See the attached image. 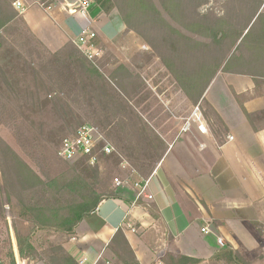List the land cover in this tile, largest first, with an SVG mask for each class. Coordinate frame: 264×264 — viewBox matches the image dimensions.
I'll list each match as a JSON object with an SVG mask.
<instances>
[{
  "label": "trees",
  "instance_id": "obj_1",
  "mask_svg": "<svg viewBox=\"0 0 264 264\" xmlns=\"http://www.w3.org/2000/svg\"><path fill=\"white\" fill-rule=\"evenodd\" d=\"M207 2L90 0L89 11L92 17L118 12L123 25L144 40L168 69L179 89L195 105L205 101V92L219 72L249 76L257 85H262L264 92V0H227L224 14L220 16L213 11L200 13L199 8ZM19 13L13 0H0V127L4 121L2 116L7 115V107L12 106L19 108L28 124L46 140L51 123L61 117L63 100L59 96L49 97L47 82L35 62L15 50L7 54L10 48L14 49L11 36L18 24L32 40H40ZM71 45L70 42L65 44L54 54L68 53ZM10 56L16 61L9 60ZM79 61L90 84L104 80L86 56ZM211 108L226 130L216 110ZM246 114L251 120V115ZM141 131L140 141L144 135L149 138L146 127ZM165 152L159 154L155 162L135 164L143 182L153 174ZM0 163L15 222L22 220L29 227L27 234L17 228L20 255L45 264H78L64 244L74 236L83 218L95 211L103 200L116 197V191L98 192L93 181L77 172L44 180L1 133ZM87 169L90 177H98V168L89 166ZM137 204L153 217H161L152 200L141 196ZM42 229L55 230L65 240L48 241L38 248L32 238ZM109 248L120 264H139L122 229L115 233ZM10 256H13L12 252ZM160 259L165 264H249L231 246L222 248L210 262L170 251ZM0 264H4L1 257Z\"/></svg>",
  "mask_w": 264,
  "mask_h": 264
},
{
  "label": "crops",
  "instance_id": "obj_2",
  "mask_svg": "<svg viewBox=\"0 0 264 264\" xmlns=\"http://www.w3.org/2000/svg\"><path fill=\"white\" fill-rule=\"evenodd\" d=\"M62 9L54 12L28 5L23 12L29 27L50 49L76 39L86 28L104 35L100 27L103 14L92 17ZM205 99L227 129L215 135L200 108L186 118L146 180L142 195L158 206L161 217H153L137 204V189H116L117 196L103 200L86 215L64 244L77 262L86 258L84 264H120L109 248L119 229L124 231L139 264H165L160 257L167 251L210 262L226 246L248 262L262 255L263 87L249 76L219 75ZM199 113L196 124L194 117ZM187 121L190 126L184 130ZM200 123L206 132L199 129ZM203 227L209 232H203ZM218 236L225 245L218 244Z\"/></svg>",
  "mask_w": 264,
  "mask_h": 264
},
{
  "label": "rangeland",
  "instance_id": "obj_3",
  "mask_svg": "<svg viewBox=\"0 0 264 264\" xmlns=\"http://www.w3.org/2000/svg\"><path fill=\"white\" fill-rule=\"evenodd\" d=\"M36 1L25 0L27 8L28 5L37 6ZM81 1L48 0L47 3L57 10L65 3V8L72 11L71 8L77 7ZM226 1L208 0L199 11H213L219 16L223 15ZM19 14L24 15L22 12ZM100 17V27L104 35L99 34L96 42L102 53L96 61L89 60L102 73L104 80H97L95 85L90 84L87 74L80 68L79 60L85 55L73 40L65 43L72 44V51L55 55L54 52L65 44L58 49H50L43 41L32 40L22 25L15 26L11 36L14 49L10 48L7 54L15 50L17 54L19 52L22 57L36 63L47 82L51 94L49 97L59 96L63 100L60 113L62 118L53 120L48 137L44 140L28 124L19 108L8 106L7 115L5 118L2 116L1 120L4 121L0 127L3 137L44 180L64 173L71 175L77 172L93 181L98 192L116 191L125 187L135 188V183L142 182L135 164L155 162L159 154L168 148V143L177 137L186 118L195 112L196 107L200 108L208 127L215 135L225 131L220 120L215 118L208 101L205 99L197 105L193 104L179 89L160 58L151 52L138 34L123 25L118 12L103 14ZM11 59L16 61L12 56L9 60ZM227 74L231 73L219 72L216 77ZM1 99L0 96V108ZM199 116L200 113L194 117L196 124L199 123ZM83 124L96 126L102 138L101 143L107 141L115 148L110 154L100 153L99 162L94 166L85 158L64 160L58 154L61 141L74 134ZM143 127L144 130L147 128L149 138L144 135L140 141L138 137ZM89 166L98 168V177H90V171L87 169ZM117 178L123 181L124 185L117 186ZM0 202V257L4 264H17L18 256L26 258L29 264H45L41 260L35 261L19 253L17 228L27 234L29 227L22 220L15 222L1 163ZM43 230L49 231L40 233ZM64 240L62 234L51 229L38 230L32 238L38 248L48 241ZM250 261L249 264H264L261 254Z\"/></svg>",
  "mask_w": 264,
  "mask_h": 264
},
{
  "label": "built area",
  "instance_id": "obj_4",
  "mask_svg": "<svg viewBox=\"0 0 264 264\" xmlns=\"http://www.w3.org/2000/svg\"><path fill=\"white\" fill-rule=\"evenodd\" d=\"M48 0H37L35 5L43 8L44 10H50L56 12L57 9L51 4L47 3ZM13 6L19 12H24L27 9V4L25 0H13ZM63 9L65 5L62 6ZM72 11H80L85 14H90V0H82L81 3L74 8H71ZM94 22V21H93ZM98 34L95 30L91 28L84 29L81 34L73 39L74 43L79 47V49L83 52V54L90 59L91 61H96L97 57L101 55L102 51L99 49L97 45L96 39ZM199 108L196 107L195 112ZM190 126L189 121H187L184 130H188ZM199 129L202 132H206L207 129L204 124H199ZM232 138V137H231ZM102 138L96 126L91 124H83L81 125L74 134L65 137L59 146L58 154L64 160H74L78 158H85L90 165H96L100 159V153L110 154L114 151V146L111 145L107 141H103L101 143ZM117 186H122L123 181L120 179L115 180ZM145 182L135 183V188L138 190V196L144 195L145 190ZM203 232H209L208 227L202 228ZM217 242L220 245H225L223 239L221 237H217ZM261 253L264 259V243L261 247ZM26 258H17V264H29ZM86 258H82L78 261V264H84Z\"/></svg>",
  "mask_w": 264,
  "mask_h": 264
}]
</instances>
